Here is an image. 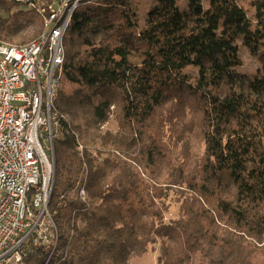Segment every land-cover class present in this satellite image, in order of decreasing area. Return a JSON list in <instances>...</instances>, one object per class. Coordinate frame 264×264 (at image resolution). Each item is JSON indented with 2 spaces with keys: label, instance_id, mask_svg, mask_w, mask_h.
I'll return each instance as SVG.
<instances>
[{
  "label": "trees",
  "instance_id": "1",
  "mask_svg": "<svg viewBox=\"0 0 264 264\" xmlns=\"http://www.w3.org/2000/svg\"><path fill=\"white\" fill-rule=\"evenodd\" d=\"M50 1L0 0V39L35 40ZM153 2L140 26L131 0L73 13L63 63L73 88L55 100L70 120L54 139L48 205L59 239L47 264H128L156 244V264H264V0L249 1L251 15L238 0ZM238 42L258 54V72L236 71ZM194 112L199 156L177 133ZM111 115L116 129L100 132ZM171 202L179 217L164 223ZM50 251L36 247L23 264Z\"/></svg>",
  "mask_w": 264,
  "mask_h": 264
},
{
  "label": "built area",
  "instance_id": "2",
  "mask_svg": "<svg viewBox=\"0 0 264 264\" xmlns=\"http://www.w3.org/2000/svg\"><path fill=\"white\" fill-rule=\"evenodd\" d=\"M96 1L43 5L35 40L18 46L0 39V264H23L39 246L51 250L47 264L56 250L59 231L48 205L54 139L66 117L55 107L64 81V38L74 11ZM75 136L81 154L83 146ZM79 195L85 201L84 188Z\"/></svg>",
  "mask_w": 264,
  "mask_h": 264
},
{
  "label": "rangeland",
  "instance_id": "3",
  "mask_svg": "<svg viewBox=\"0 0 264 264\" xmlns=\"http://www.w3.org/2000/svg\"><path fill=\"white\" fill-rule=\"evenodd\" d=\"M57 1L59 0H53V1L47 2L45 3V5L54 4ZM131 1L134 4V8H135L134 11L138 17L137 23L140 26L142 25V22L144 19L143 16L145 12L153 5L154 2L153 0H131ZM238 1L240 5L243 6V8L248 12L249 15L253 13V8L249 5L250 0H238ZM176 4L180 9H184L186 8L187 0H177ZM0 14H3V13H0ZM9 22L10 21H8V23ZM41 29H42V26H41ZM2 41H5V40L2 39ZM3 43H6V42H3ZM25 44H28V43H25ZM25 44H22V45H25ZM238 44H239L238 54H239V57L241 58L242 63L235 68L236 71L242 74H254L258 72V70L261 68V62H260V59L258 58V54L254 56L249 52V50L245 46L240 45V42H238ZM14 45H18V44H14ZM263 52L264 51L261 50L259 54ZM188 70L195 71L196 68L190 67ZM72 88L73 86L70 83L63 81L61 89L70 91ZM112 108L113 106L111 107V109ZM66 118L70 120L67 115H66ZM112 118L113 117L111 115L108 122H106L105 124H101L99 126L100 132L103 133L106 129H112V130L116 129V122H114ZM192 118L197 119V115L195 114V112L192 115L191 113H188V114L186 113L185 120H187V124H184V125H182V123L179 124V129L177 133H179V136L183 137V140L187 141L188 146L191 149V152L195 156H199L202 153L203 147H202V143L197 138L194 137V134L196 133V126H192L191 124H189V120H191ZM138 156H139L138 154H134V157L138 158ZM138 170H140V168H138ZM149 180L151 181V183L153 182L151 179ZM158 184H161V186H164L163 179H159ZM178 214H179L178 205H176L174 202H171L169 208L165 211L164 210L162 211V215H163L162 220L164 223H169L171 220L177 219L179 217ZM155 247L156 249L154 251L148 250L145 253L132 255L128 261V264H156V257L158 254V245L156 244Z\"/></svg>",
  "mask_w": 264,
  "mask_h": 264
}]
</instances>
